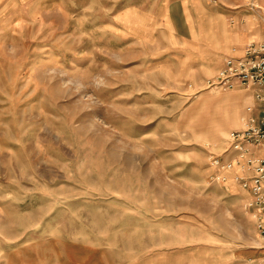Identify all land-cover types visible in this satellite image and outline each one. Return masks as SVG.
Segmentation results:
<instances>
[{
  "label": "rangeland",
  "instance_id": "obj_1",
  "mask_svg": "<svg viewBox=\"0 0 264 264\" xmlns=\"http://www.w3.org/2000/svg\"><path fill=\"white\" fill-rule=\"evenodd\" d=\"M249 18L264 0H0V264H264L212 180L249 102L206 89Z\"/></svg>",
  "mask_w": 264,
  "mask_h": 264
},
{
  "label": "built area",
  "instance_id": "obj_2",
  "mask_svg": "<svg viewBox=\"0 0 264 264\" xmlns=\"http://www.w3.org/2000/svg\"><path fill=\"white\" fill-rule=\"evenodd\" d=\"M251 9L262 10L255 4ZM206 89L253 94L255 105L246 108L242 128L229 133L221 154L211 156V166L218 172L212 180L225 185L233 178L244 190L248 195L244 210L264 240V42L247 45L240 58H228Z\"/></svg>",
  "mask_w": 264,
  "mask_h": 264
},
{
  "label": "crops",
  "instance_id": "obj_3",
  "mask_svg": "<svg viewBox=\"0 0 264 264\" xmlns=\"http://www.w3.org/2000/svg\"><path fill=\"white\" fill-rule=\"evenodd\" d=\"M234 33H236L237 35L240 36V40H238V41L233 40V42H235L238 45V48L234 47L231 51V54H229L228 56H226L224 58V61L221 65L219 71L224 67L225 61L228 58H240V57H242L244 55L246 45L249 42H251V41H261V42L263 41L264 42V23L256 22L252 18H249L246 27L239 28ZM239 92H242V90L239 89ZM233 95H235V96L237 95V97H241L242 102L244 99L247 100L249 102L248 106L255 105L253 94L250 92L245 91L244 94L243 93H234ZM242 102L240 101V103H242ZM256 113H257V110H256ZM245 116H246V113H245ZM232 175H234V174H232ZM230 182H232V181H230ZM230 184H232V183H228V186H231ZM241 191L244 192V190H242V189H241Z\"/></svg>",
  "mask_w": 264,
  "mask_h": 264
},
{
  "label": "bare ground",
  "instance_id": "obj_4",
  "mask_svg": "<svg viewBox=\"0 0 264 264\" xmlns=\"http://www.w3.org/2000/svg\"><path fill=\"white\" fill-rule=\"evenodd\" d=\"M261 9V8H260ZM217 140V139H216Z\"/></svg>",
  "mask_w": 264,
  "mask_h": 264
}]
</instances>
